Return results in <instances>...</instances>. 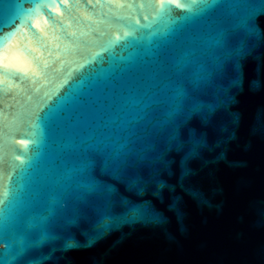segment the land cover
Instances as JSON below:
<instances>
[{"label":"water","instance_id":"95a60500","mask_svg":"<svg viewBox=\"0 0 264 264\" xmlns=\"http://www.w3.org/2000/svg\"><path fill=\"white\" fill-rule=\"evenodd\" d=\"M196 11L0 0V259L264 264V14Z\"/></svg>","mask_w":264,"mask_h":264},{"label":"snow or ice","instance_id":"6c2138e0","mask_svg":"<svg viewBox=\"0 0 264 264\" xmlns=\"http://www.w3.org/2000/svg\"><path fill=\"white\" fill-rule=\"evenodd\" d=\"M213 5H226L237 16L239 26L245 28L249 35L254 34L253 30L249 27V22L259 14H264V0H211ZM174 3L176 7L190 8L195 6L197 11L191 13V16H197L203 12L204 9L209 7V0H190V4L181 3L180 0H160L161 9L166 4ZM211 106H209L210 108ZM129 153L125 150L124 145H119L113 148L108 156V161L119 169L122 166L129 164ZM106 161V163L108 162ZM72 243H67L66 247H74ZM23 253V247L9 251L4 254L6 258L0 259V264H17L19 258Z\"/></svg>","mask_w":264,"mask_h":264}]
</instances>
